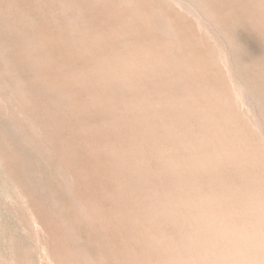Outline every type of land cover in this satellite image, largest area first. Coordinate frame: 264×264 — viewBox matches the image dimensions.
Masks as SVG:
<instances>
[{
    "label": "rangeland",
    "instance_id": "obj_1",
    "mask_svg": "<svg viewBox=\"0 0 264 264\" xmlns=\"http://www.w3.org/2000/svg\"><path fill=\"white\" fill-rule=\"evenodd\" d=\"M64 1L0 0V264H161L160 257L165 258L168 254L164 248L158 247L155 256H148L149 254L147 253L149 252H146L148 251L146 250L148 249V243L146 242L148 238L144 239L147 229L141 227V224L145 223L146 215L144 217L141 216L144 219L139 222L132 218L133 215L137 217L136 214H140L141 208L139 206L142 204L134 200L130 196V192L125 190L126 188L128 190V187L125 181L121 182L120 178V176L124 177V171L118 165L116 156H111L113 151L109 150V148L107 151L104 150L106 144L113 139V135L108 132L112 120L111 113L117 109L116 111H120L119 113L121 114L122 102H125L127 97H132L133 93L121 81L115 83L116 88L112 87L113 90L115 89L114 91L112 88H108L111 89L109 92H106V87L98 89V85H95L96 83L91 84L95 82L93 77L96 72L90 71L88 68L93 67V63L96 65L95 62L99 61L100 55L93 51V48L92 50L90 49L91 54L96 52V55L92 54L95 56H92L94 59L91 60L90 52H87L88 47L91 48V44L88 46L90 42L87 40H90L89 38L92 34L90 31L96 26L93 33L98 32L96 29H98L99 22L97 21L99 20H97L98 18L95 19L93 15L98 11L97 8L101 7L102 10H106V8L102 7L105 5L102 2L104 0H93L96 4H93L91 0H83L86 3L80 0L83 5H80L79 0ZM114 1L113 5L116 7L118 5V8L125 11L129 16L136 13L133 10H138L135 6L133 7L134 4L132 5L134 0ZM143 1L137 0V3L140 6L147 4L146 7L142 6L145 9L142 7L141 9L144 12L148 11L149 17L153 16L151 18L154 20H151H153L152 22L155 26V29L152 26L154 30L151 33L146 32L147 34H144V37L152 41L156 36L154 34H157L158 36L156 37L158 39L162 37L160 42L165 44V42L172 41L177 32L180 33L182 31L181 35L184 37V43L187 45L190 42L185 49L191 55L199 52L198 55L201 57L206 59L209 57L208 62L212 59L210 61L213 64L209 63V65L211 64L210 67L212 65L218 66L217 68L212 66L213 70L216 68L217 70L215 71H218L221 68L224 71L222 73L221 69H219L221 73L219 75L226 77V79H224L225 77L223 79L229 89L231 88L230 92L234 93L232 94L235 100L233 103L241 106L235 107V110L239 111L241 118L248 122L252 120L250 125L251 128L253 125V133L264 147L263 39L254 33L246 23L243 24V21L239 20V18L228 16L227 21L216 12V14H213L208 0H145L146 3ZM87 4H92V7H87ZM93 5L96 7L94 8ZM149 5L156 8H149ZM147 7L149 10L151 9L152 15ZM92 8H94L95 13L94 10L91 11ZM87 10L93 12L91 17L94 18L91 19L90 16H87L91 14ZM64 13L69 17L65 16ZM166 14L169 16L172 14L171 17L174 22L176 21L175 24L179 22L178 25L176 24V26H179V28L177 27L179 30H174L176 26L171 27L168 25L164 18ZM75 15L77 17H74ZM215 15L216 17H214ZM89 18L93 23L89 22ZM212 18H215V20ZM94 21L96 22L94 23ZM110 21L115 23V20L110 19ZM51 24L54 27L57 26V28L62 26L57 29ZM92 27L94 28L92 29ZM81 32L82 34H80ZM79 34L81 36L90 35L87 36L85 41V39L82 40L83 37L81 39V36H77ZM111 40L113 46L119 45L118 48H122L123 44H126L123 47L127 46L129 42V40H127L128 42L125 41L126 39L122 35L117 38H111ZM143 41L147 42L148 40ZM165 48L167 52H171L169 42ZM78 49L83 57L79 55ZM208 51L209 56H206ZM204 52H206V55ZM86 53L89 54L87 55L89 56V58L87 57L88 59L86 58ZM91 64L92 66H90ZM74 66L75 68L77 67L76 69L74 68L75 70L73 69ZM59 68L61 71H59ZM78 68L81 69L79 71L80 75L78 74ZM67 69H70L69 73ZM86 70L88 75L85 73ZM73 72L79 76H77L79 81H76V75H73L75 74ZM89 72L92 74L91 78L89 77L91 76ZM70 77L72 78L70 79ZM83 77L84 79H82ZM73 83L75 84L73 85ZM77 85L79 86L77 87ZM90 85H93V87ZM76 88L79 90L77 91ZM100 90L104 91L101 92ZM143 91L147 95L157 97L164 89L162 90L158 85L149 82L145 85ZM151 91H153L152 95ZM184 91L180 84L175 81L168 87V94L172 97H178ZM147 92L150 93L148 94ZM154 94L157 96H154ZM108 95H110V99ZM95 100L97 101L95 102ZM110 100L111 102H109ZM185 102H192V99L186 97ZM101 103H103L102 107H108V109L102 108ZM108 104L110 106H107ZM111 104L114 108L111 107ZM80 106L81 108H79ZM116 111H114V114ZM105 112H109L108 116H106ZM240 113L242 115L243 113L245 114L242 116ZM103 116H106L105 119ZM189 119L191 120V116H189ZM109 120L110 122L107 125ZM101 125L102 128L105 127L103 128L104 130ZM94 127L95 130L92 129ZM99 133H102V137L106 135L105 139L101 138ZM106 137L107 141L105 142ZM96 138L97 140H95ZM98 145L101 146L99 147ZM84 151L87 152L84 153ZM106 152L108 154L112 152V154L108 155ZM96 153L98 154L96 155ZM84 154L87 155H85V159L83 158ZM106 155L108 158L111 157L108 159ZM89 156L90 158H88ZM111 159L114 162L110 161ZM83 160L85 161L83 162ZM111 162L113 163L112 166L110 165ZM108 165L111 168L114 167V172L111 168L109 169ZM104 166L106 167L104 168ZM91 170L96 172L91 173ZM81 171L83 172L82 175ZM110 171L111 173H109ZM85 176L89 177L86 178ZM228 176L226 173V177ZM112 177L117 179L110 180ZM98 180H101L103 184L99 183ZM123 180H125V177ZM130 189L133 190L131 186ZM107 194H110V197ZM132 200L133 203L130 202ZM126 203H130L131 207ZM133 212H136V214ZM135 222L140 223V225L137 226V223L134 224ZM139 227L141 231H138ZM138 239L144 245L142 243L139 244ZM124 242L125 244H123ZM135 248L139 249L136 250ZM140 251L143 253H139Z\"/></svg>",
    "mask_w": 264,
    "mask_h": 264
},
{
    "label": "bare ground",
    "instance_id": "obj_2",
    "mask_svg": "<svg viewBox=\"0 0 264 264\" xmlns=\"http://www.w3.org/2000/svg\"><path fill=\"white\" fill-rule=\"evenodd\" d=\"M91 2L93 4H96L93 2V0H91ZM102 2L103 5L105 4L102 7L106 8L107 11L104 9L102 10L100 7L97 8L98 11L99 9H101L99 13L98 11H96L95 13L94 8L96 6L94 5V8H92L91 10H94V15L93 12L87 10L91 13L87 15L90 16L91 19L94 17L95 19L98 18L97 20L99 21L97 22H99V30L96 29V31L98 32L93 33V30H95V28L97 27L96 24H94V26L96 27H92V29H94L90 31L92 33H90L91 35L85 34L84 36H81V32L77 36H81V39L83 37L82 40L85 39L86 41L87 36L90 35L89 39L91 41H87L90 42L88 43V46H90L91 44V48L88 47L87 52H90V49L92 50L93 48V51H96L100 55V58L98 57L99 55L97 56L99 58V61L97 60L95 62L94 60L96 65L93 63L94 66L88 68L90 71L96 72L93 77L95 82H90L91 84L96 83L95 85L99 86H97L98 89H100L101 87V89L106 87L105 89H107V91H105L109 92V90L111 89L108 88H116L115 83L121 81L131 90V93L133 91L132 97H127L125 102H122V113L120 114V111H116L117 109L114 110L117 113L115 112L114 114L113 111V113H111L113 116H111V122L110 120L107 121V125L108 122L111 123L108 132L111 133L110 135H113V139L110 143H105L106 147L104 150L107 151V149L109 148V150L113 151V154L112 152H110V154H108L107 152L106 153L108 155L112 154L111 156H116L118 165H120L121 170L124 171L123 173L125 180H123V176V178L121 176L120 178L121 182L125 181V184L128 187V190L127 188L125 190L130 192L129 194L134 198V200H137L138 203L142 204L139 206L141 208L140 214H136V212H133L137 217H134V215L132 214V218L139 222L141 221V219H144L141 216L144 217L146 215V219H144L145 223L141 224V227L147 229L144 234V239L148 238L146 241L148 243V249H146L148 250L146 252H149L147 253L149 254L148 256H155L156 251L159 247L164 248L169 256L168 257L166 255L165 258L160 257L161 264H264V147L262 143L258 141L256 135H254L253 133V125L252 128L250 125V122L252 120L249 118L251 121L248 119L250 121L248 122L247 120L241 118L239 115V111L235 110V107H237L238 105L233 103L235 100L233 99L234 96H232V94L234 93H231V88L229 89V87L226 85V82L224 80L226 79V77L224 76V78L219 75L221 74L219 71V69L221 68L218 69V73V71H215L217 70L216 68L218 66L212 65L216 67L215 70H213L211 68L212 66L210 67V65L213 64L211 63L212 59H210L211 61L209 60L208 62L207 60L209 59V57H207L208 59L203 58L198 55L199 52H197L195 55H191L187 51V49H185V47L189 46V41L192 39V35L190 36L191 39H189L188 41L189 43L186 45L183 40L184 37H182L181 35L182 31L180 33L176 31L177 34L172 39V41H168L171 47V52H167L165 48L168 42H165V44L160 42V39L162 37L158 39L156 37L158 36L157 34H154L156 36L152 41L146 39L147 37H144V34L146 35L147 33H151L155 29V26L153 25L154 23L152 22L154 19L151 18L153 16H148V11L144 12L141 9L143 4L142 6H140V4L137 3V0H134L133 3H131L132 5L134 4L133 7L135 6V8L138 10L135 11L132 9L136 13L131 14L130 16L127 15L122 9H119L118 5L117 7L113 5L115 1L113 2V0H104ZM143 2H145V0ZM208 2L210 3V10L211 12H213V14L217 13L224 20H227L228 16H235L237 19L239 18V20L243 21V24L246 23L251 28V30H253L254 33L258 34L264 41V0H208ZM80 5H83L81 4V1ZM90 5L87 4V7H92V4ZM146 6L147 4L143 7ZM162 6L160 7L162 8ZM151 7L154 8L155 6ZM151 7L149 5V8ZM127 10L129 11V8ZM127 13L130 14L129 12ZM151 13L152 12H150V14ZM91 15H93L94 17H91ZM171 15L169 16L166 14L164 18L166 19L169 26L174 27L177 23L175 24L176 21L174 22V19L171 17ZM65 16L68 15L65 14ZM87 16H85V18ZM176 16L178 17V15ZM74 17L77 16L75 15ZM214 17H216V15ZM90 18L89 22L91 21ZM86 19H88V17ZM110 19L113 21L115 20V23H111ZM212 19L215 20V18ZM91 22L93 23V21ZM95 22L96 21H94V23ZM61 26L58 28H61ZM152 26L154 27V29ZM177 27L179 28V26H176L174 30H176ZM54 28H57V26ZM120 35H122L126 39L125 41L129 40V42L127 41L128 45L123 47L124 45H126L123 44L122 48H118L119 45L115 44V46H113L111 42V38H117ZM77 39L79 40V38ZM140 39L148 41L144 42L142 40V42ZM186 39L188 38L186 37ZM191 43H193L192 40ZM78 52H80V50ZM96 52H92V54L94 53L96 55ZM205 53L206 52H204V54ZM92 54L90 52V57L95 56ZM207 54L208 55H205L209 56V51ZM79 55H82V53L80 52ZM87 55L89 54L86 53V58H89V56ZM93 57L91 58V60L94 59ZM262 58L264 60V57ZM72 61L71 63L74 62ZM209 63L211 64L209 65ZM84 66L86 65L84 64ZM90 66H92V64ZM74 68L75 66L73 67V69ZM87 70L85 71V73L87 72ZM59 71H61V69ZM79 71H81V69L78 70V74ZM221 72L223 73L224 71H222L221 69ZM89 73V75H91L89 77L91 78L92 74L91 72ZM73 75H76V73ZM86 75L88 74L86 73ZM77 76L78 75H76V81H79V78L77 79ZM71 78L72 77H70V79ZM82 79H84V77ZM173 80L176 83L178 82L181 88L185 90L178 97H172L168 94V87L171 85V83L174 82ZM149 82L158 85L160 88H162V90L164 89V91L159 94V96L154 94V96H157L158 98L152 97L153 91H151L152 96L144 93V87ZM74 84L75 83H73V85ZM78 86L79 85H77V87ZM90 86L93 87V85ZM76 90L78 91L79 89L76 88ZM147 93L149 94L150 92ZM108 96L110 99V95ZM186 97L191 98L192 102H185ZM111 100L109 102H111ZM96 101L97 100H95V102ZM102 104L103 103H101V107ZM112 104L111 107H113ZM107 106H110V104H108ZM238 107L241 106L239 105ZM79 108H81V106ZM105 108L106 107H104V109ZM106 109H108V107ZM237 109L239 110V108ZM108 113L105 112V114H107L106 116H108ZM240 114L242 115V113ZM244 114L245 113H243V115ZM92 116L94 115L92 114ZM189 116H191V120L189 119ZM105 117L103 116L104 119ZM82 119L84 118L82 117ZM95 127L97 128V126ZM95 127L92 129L95 130ZM82 128L81 130L84 129ZM96 134H98V132H96ZM100 135L101 138L105 139V134L104 137H102V133ZM95 140H97V138ZM106 141L107 137L105 142ZM99 142L103 141L101 140ZM101 145L98 146L100 147ZM95 148L97 147L95 146ZM86 152L84 151V153ZM97 154L98 153H96V155ZM85 155L86 154H84L83 157L84 159ZM88 158H90V156ZM106 158H108L107 155ZM84 161L85 160H83V162ZM88 161L91 162L92 160ZM110 161H112V159ZM112 162L110 164L111 166L113 165ZM111 166H109V169L111 168ZM105 167L106 166H104V168ZM111 169L114 172V167H112ZM92 172L94 171L91 170V173ZM109 173H111V171ZM226 173L229 175V178L226 177ZM82 174L83 172L81 173V175ZM118 176L115 177L119 178ZM105 178L106 180H108L107 177ZM114 178L112 177V179L110 180H113ZM117 178H115V180ZM100 182L101 180L99 181V183ZM101 184L103 183L101 182ZM130 186L133 188V190L130 189ZM96 187L98 188V186ZM123 187L125 188V186ZM124 202H126V200ZM130 202L133 203V200ZM121 203L123 204V202ZM129 204L130 203H128L127 205ZM129 206H127V208H129ZM137 222H135L134 224H136ZM136 225L138 226L140 225V223H137ZM139 230L141 231L140 227L138 228V231ZM126 234L129 235V233L127 232ZM138 242H140L139 239ZM141 243L143 244L142 241L139 244ZM123 244H125V242ZM139 253L143 252L140 251Z\"/></svg>",
    "mask_w": 264,
    "mask_h": 264
}]
</instances>
